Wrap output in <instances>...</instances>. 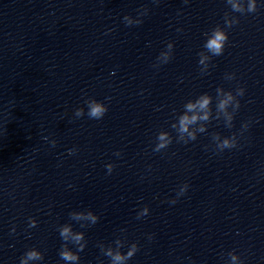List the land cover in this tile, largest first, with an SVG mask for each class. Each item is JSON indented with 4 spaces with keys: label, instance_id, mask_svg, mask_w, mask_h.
Wrapping results in <instances>:
<instances>
[{
    "label": "clouds",
    "instance_id": "9594fccd",
    "mask_svg": "<svg viewBox=\"0 0 264 264\" xmlns=\"http://www.w3.org/2000/svg\"><path fill=\"white\" fill-rule=\"evenodd\" d=\"M187 3V0H184ZM226 3L230 6L232 12L245 14V13H255L258 10L257 0H247V5L245 6L244 0H226ZM264 7V5H261ZM139 15H147L148 10L146 8L138 10ZM123 20L126 26L139 25L142 20L137 17L133 18L129 15H125ZM239 23V19L235 16H231L230 13L225 12L224 14V27L219 24L212 28L209 32H205L206 37L203 48L205 51L198 53L199 60L198 65H200L201 74L207 73L210 61L212 57H218L223 55L225 51V46L229 41V35L226 29L232 28L234 25ZM181 31V29H177ZM107 34V33H106ZM173 43L168 42L166 49L161 51L157 57L158 63L153 65L154 67H159L160 64H166L172 59ZM113 75L115 73H112ZM225 79L233 80L235 79V74L230 73L225 75ZM182 82V81H181ZM245 94V89L243 87H237L235 93L233 91H226L223 87L216 88L215 96V115H213V96L208 93H203L199 95L194 100H188L183 106L182 114H178L175 117V122L171 124V128L177 133L176 142L188 144L191 141L197 139V135L200 133H205L207 131L208 124L211 120H223L225 127L232 128L233 120L236 112L240 108V100L238 97H243ZM106 99H111L110 97ZM85 105L87 107V116L90 119L100 120L108 111V106L104 102L97 101L95 98H88L85 100ZM231 109V110H230ZM74 115L77 118L83 117L85 115V109L83 107H78L75 109ZM248 128V124L242 125V131ZM47 140V137H44ZM212 140L215 144V149L217 152H223L225 149H232L237 146V135L233 133L230 137H221L219 133L212 134ZM173 143V137L170 132L161 130L156 136L155 147L152 149L154 152H161L167 149ZM52 146L56 144L55 140L51 141ZM76 149H69L68 154H75ZM115 155L119 156L120 153L117 152ZM108 174H111L115 165L112 163L106 166ZM188 185L184 184L177 193L178 196L183 195L187 191ZM171 203H176V200H172ZM149 214V208L145 206L137 214V219H140ZM72 220L81 222L87 221V223H81L80 226L88 227L95 225L99 221V216L91 210L85 211H73L69 213ZM37 226V220L35 218H29L28 227L34 228ZM59 235L63 241L62 246L59 250L60 261L63 264H78L80 261L79 253L82 252L87 246V240L85 239V233L83 231H74L73 226L69 224H64L58 229ZM123 231V230H121ZM12 233H15V226L11 229ZM151 239V237H149ZM114 247L110 244L105 246L100 243L98 247L100 248L102 254L110 258V264H127V262L139 251V246L137 243L133 242L128 246L126 253L122 252L121 249L125 247V239L117 238L114 242ZM69 244L75 246V251H73ZM230 264H242L240 257L234 252H229ZM44 260V254L33 247L28 249L21 257L19 264H33V262H41ZM59 264V262H58Z\"/></svg>",
    "mask_w": 264,
    "mask_h": 264
}]
</instances>
